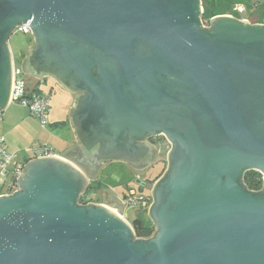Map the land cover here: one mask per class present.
I'll return each mask as SVG.
<instances>
[{"label":"water","instance_id":"water-1","mask_svg":"<svg viewBox=\"0 0 264 264\" xmlns=\"http://www.w3.org/2000/svg\"><path fill=\"white\" fill-rule=\"evenodd\" d=\"M201 13L200 0H0V115L8 40L28 23L22 69L75 95L77 142L25 161L0 196V264H264V23L218 15L206 29ZM158 135L170 148L150 189L155 232L137 240L110 207L77 203L93 175L67 155L149 163Z\"/></svg>","mask_w":264,"mask_h":264},{"label":"rangeland","instance_id":"rangeland-1","mask_svg":"<svg viewBox=\"0 0 264 264\" xmlns=\"http://www.w3.org/2000/svg\"><path fill=\"white\" fill-rule=\"evenodd\" d=\"M237 4L234 5V9L239 6L243 7L242 4ZM201 8L203 10L202 6ZM244 18H246V20L249 22H254L256 19V17L252 16L236 17L238 20ZM33 41L34 40L31 35L22 33L13 34L9 38L8 45L10 47L13 60L16 64H21L26 52L28 51V48L33 44ZM41 88L45 93L48 94L49 113L47 114L48 124L46 126H41L37 119L30 116L28 108L19 104L17 101L10 102L3 114L0 115V130L3 137L5 135L4 139L7 146L6 148H8L9 153H16L19 160L24 159L26 155L32 156L31 149H29L31 147L47 145L53 149L56 155H61L63 151L69 148L71 142H73V144L75 143L73 140V133L71 132L69 126H64L58 129L50 126L52 122H58L69 118L68 107L72 102L70 93L62 90L58 84L51 79H46L45 81L42 80ZM11 114L14 115V117H17L18 115H27L29 119L19 123L16 128H10L9 117H11ZM11 144H20L22 146L21 148L24 149L17 150L13 146L11 150ZM111 165H116V167H124L127 174L131 175L129 186L136 190L138 185L134 183L135 178L140 179L141 182L147 183L148 180H154V177L163 171V166L166 167V164H155L152 168H149V170L142 177H139L136 172H134L122 162L112 163ZM101 168H103V166ZM99 175L100 174H98L97 177H99ZM111 177L113 184L104 185L101 190L91 193L88 195V197H86L87 201L91 204H103L110 207L112 210H114V212L121 214L129 223H131L135 218H143L144 220L150 221L147 219V213L143 212V210H141L139 207H130L127 205L126 200L122 197L124 188L117 186V184H119L121 181L120 177L115 173H112ZM5 188L6 185L1 186L0 191H4ZM150 189V185L141 187V192L146 195L150 192ZM90 198H92L93 201Z\"/></svg>","mask_w":264,"mask_h":264},{"label":"built area","instance_id":"built-area-1","mask_svg":"<svg viewBox=\"0 0 264 264\" xmlns=\"http://www.w3.org/2000/svg\"><path fill=\"white\" fill-rule=\"evenodd\" d=\"M239 21L247 20L241 19ZM201 25L203 28L206 27L205 23H201ZM18 33L31 35L28 23H25L23 26H16L12 35ZM12 73L13 86L10 102L17 101L19 104L26 106L30 116L37 119L41 126H46L48 124L47 114L49 113L48 96H46L45 93L36 94L30 91L26 85L21 64H16L14 60L12 61ZM31 152L32 156H28L22 160L18 159L16 153H9L6 149L4 138L0 130V185H6L5 190L0 191V196L12 195L14 191L18 190L16 179L19 176L25 161L37 157L57 156L53 149L47 145L34 147L31 149ZM125 200L130 207H139L141 210L145 211H147L151 204V201L148 198L133 191L128 192Z\"/></svg>","mask_w":264,"mask_h":264},{"label":"trees","instance_id":"trees-1","mask_svg":"<svg viewBox=\"0 0 264 264\" xmlns=\"http://www.w3.org/2000/svg\"><path fill=\"white\" fill-rule=\"evenodd\" d=\"M201 1V6L203 7L201 16H200V22L202 23L203 21L206 23V25H210V19L217 16V15H223V14H233L234 13V5L235 4H242L245 5L246 7L249 5V0H200ZM260 18L264 17V5L261 8L260 12ZM22 63V62H21ZM30 91L32 93L36 94H41L45 93L42 92L40 89V83L36 82L34 84H31L29 86ZM46 96H48L47 93H45ZM67 121H59V122H54L51 123L50 126L53 128H62L66 126ZM69 158L72 159V155H67ZM84 168V167H83ZM115 173L117 176L120 177L121 181L117 186L123 187V192H122V197L126 198L129 190L131 187L129 186V182L131 180V175L127 174L125 171L124 167H116V165H107L105 168H101L99 170V177L90 183V188L87 191L86 195H83L78 198L77 203L79 205H84L89 203L86 199L88 195L91 193H95L99 190H101L104 185H111L113 184V180L111 179V174ZM161 172L154 177L155 179L153 180H148V183H153L159 176ZM241 185L242 187L251 193L258 194L263 192V178L262 175L259 172L256 171H245L243 173V176L241 178ZM145 198H148L152 202V198L150 195V192L148 194H143L140 192ZM92 201L93 199L90 198ZM97 201V199H96ZM121 211V210H120ZM143 212H147L143 210ZM148 219V218H147ZM131 226L134 231V236L135 239L137 240H145V239H150L155 230L152 225V223L148 220H144L143 218H135L131 223Z\"/></svg>","mask_w":264,"mask_h":264},{"label":"flooded vegetation","instance_id":"flooded-vegetation-1","mask_svg":"<svg viewBox=\"0 0 264 264\" xmlns=\"http://www.w3.org/2000/svg\"><path fill=\"white\" fill-rule=\"evenodd\" d=\"M263 5H264V0H249V5L247 7L245 5H243V7L239 6V7H236L234 9L233 14H223V15L230 16L234 19H236L237 16L256 17L254 22L248 21V24L249 25H262L264 23V17L260 18V14H261L260 12H261V8ZM244 19H246V18H244ZM236 20H238V19H236ZM202 23H205V22L203 21ZM209 27H210V25L209 26L206 25L205 28L208 29ZM33 46H34V41H33V44L31 45V47L28 48V51ZM27 52H26V54H27ZM23 62H24V59L22 60L21 64H23ZM22 71H23V69H22ZM23 76L25 78L26 85L28 86V88H30L29 86H31V84H34L36 82L41 83V81H42V79H35V78L31 77L30 75L25 74L24 71H23ZM73 96L75 99V95H73ZM144 141L147 142L148 145H150L152 148V150H150V153L147 157L149 163L148 162H145V163L141 162V163H138L137 165L126 164V166H128L130 169H132L134 172H136L139 177H142L149 170V168H152L153 165H155V164H166V166H167L166 157H167V152L170 148L168 141L162 135H158V136H155L153 138L147 137L144 139ZM69 155H72L71 157L73 160L80 162L82 167H84V170H86V172L89 175H91V176L93 175L94 179H92V181H90V182H93L97 179L96 178L97 173H98L99 169H101L102 165L93 164L94 163L93 158L92 157H89V158L85 157V155H83L82 152L78 148L70 151ZM113 163H119V162H113ZM110 164H112V163H110ZM107 165H109V164H107ZM163 168H162L163 171L161 172V174L158 178H160L163 175V173L166 169V167H164V166H163ZM134 183L138 185L137 190L134 188H131L129 191H133L135 193H140L141 187H145V186L150 185V188H151L153 185V183L147 182L149 184L148 185L146 182H141V180L137 179V178H135Z\"/></svg>","mask_w":264,"mask_h":264},{"label":"crops","instance_id":"crops-1","mask_svg":"<svg viewBox=\"0 0 264 264\" xmlns=\"http://www.w3.org/2000/svg\"><path fill=\"white\" fill-rule=\"evenodd\" d=\"M46 79H50V78H45V79H42V80H46ZM45 83V82H44ZM40 89H41V91L42 92H44L43 90H42V88H41V83H40ZM63 90V89H62ZM70 96H71V98H72V102H71V104H70V106L68 107V113H70V110L73 108V101H74V96L73 95H71L70 94ZM9 105V104H8ZM7 108V107H6ZM68 117H69V114H68ZM12 118H13V120H12ZM14 118H15V120H14ZM29 119V117L27 116V115H22V116H15L14 117V115H12L11 114V117H9V122H10V128H16L18 125H19V123H22V122H24V121H26V120H28ZM62 121H67V124H66V126L68 127L69 126V128H70V130H71V132L73 133V131H72V128H71V125H70V121H69V118H67L66 120H62ZM8 122V121H7ZM59 122V121H58ZM52 123H54V122H52ZM8 126V125H7ZM65 126V127H66ZM56 129H58V128H56ZM73 136H74V133H73ZM4 137H5V135H4ZM3 137V138H4ZM73 140H74V144H73V142H71V144H70V146H69V148H67L65 151H63V153H65V152H67V151H69L70 149H72L73 147H75L76 145H77V142H76V139H75V137H73ZM4 143H5V139H4ZM12 146H11V150H12V147L14 146L15 147V149H17V150H21V149H24V148H21L22 146L19 144H17V145H15V144H11ZM5 146H6V144H5ZM7 147V146H6ZM32 148H34V147H31V148H29V149H32ZM7 150H8V148H6ZM62 153V154H63ZM57 156H59V157H63V156H60V154L59 155H57ZM28 156L26 155L25 157H24V159L25 158H27ZM64 158H66V157H64ZM66 159H68V158H66ZM69 161H72V162H74V163H76L75 161H73V160H70V159H68ZM125 164V163H124ZM107 165V164H106ZM106 165H102L103 166V168L106 166ZM80 167H82V166H80ZM82 169L84 170V168L82 167ZM100 170V169H99ZM85 171V170H84ZM98 173H99V171H98ZM98 173H97V176H98ZM96 176V178H98ZM92 179H94V177L92 178ZM119 209H120V207H119Z\"/></svg>","mask_w":264,"mask_h":264},{"label":"bare ground","instance_id":"bare-ground-1","mask_svg":"<svg viewBox=\"0 0 264 264\" xmlns=\"http://www.w3.org/2000/svg\"><path fill=\"white\" fill-rule=\"evenodd\" d=\"M238 21V20H237ZM13 58V57H12Z\"/></svg>","mask_w":264,"mask_h":264},{"label":"clouds","instance_id":"clouds-1","mask_svg":"<svg viewBox=\"0 0 264 264\" xmlns=\"http://www.w3.org/2000/svg\"><path fill=\"white\" fill-rule=\"evenodd\" d=\"M21 66H22V64H21Z\"/></svg>","mask_w":264,"mask_h":264}]
</instances>
